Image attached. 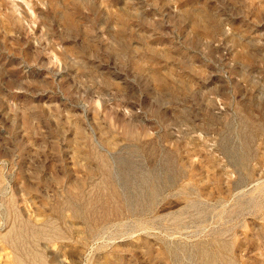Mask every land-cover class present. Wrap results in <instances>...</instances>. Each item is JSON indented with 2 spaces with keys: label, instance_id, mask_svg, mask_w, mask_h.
Instances as JSON below:
<instances>
[{
  "label": "rangeland",
  "instance_id": "1",
  "mask_svg": "<svg viewBox=\"0 0 264 264\" xmlns=\"http://www.w3.org/2000/svg\"><path fill=\"white\" fill-rule=\"evenodd\" d=\"M0 264H264V0H0Z\"/></svg>",
  "mask_w": 264,
  "mask_h": 264
}]
</instances>
